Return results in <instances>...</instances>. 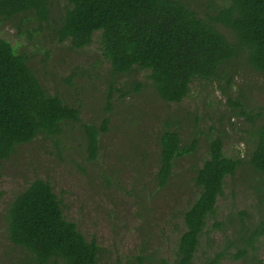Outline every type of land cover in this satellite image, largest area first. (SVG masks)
Wrapping results in <instances>:
<instances>
[{
	"label": "rangeland",
	"instance_id": "rangeland-1",
	"mask_svg": "<svg viewBox=\"0 0 264 264\" xmlns=\"http://www.w3.org/2000/svg\"><path fill=\"white\" fill-rule=\"evenodd\" d=\"M186 2L207 18L230 0ZM70 7L68 0H50L48 21L31 14L0 21V38L28 57L45 91L80 111V120L67 122L60 134L40 135L0 162V264H29L30 254L9 238L5 216L14 199L37 179L51 184L62 200L66 219L88 241H97L99 264H139L140 257H145V264H173L185 229L183 212L199 194L193 178L209 158V140L217 137L224 140L225 154L242 165L226 180L216 213L201 236L195 263L212 261L226 252L219 264H252L232 257L240 232L245 234L264 220V179L249 163L254 127L242 113L262 112L264 119V74L249 68L241 55L229 66L238 71L231 86L226 80L195 81L181 104L165 103L147 70L113 82L111 66L102 54L100 31L84 49L58 41L54 31ZM219 28L234 42L227 28ZM126 82L141 83L144 88L123 97ZM111 88V123L99 137L97 157L91 159L85 129L101 126ZM167 123L180 131L184 144L197 138L199 145L177 163L169 186L158 189L154 178L159 139ZM255 247L249 258L264 264V236Z\"/></svg>",
	"mask_w": 264,
	"mask_h": 264
},
{
	"label": "trees",
	"instance_id": "trees-1",
	"mask_svg": "<svg viewBox=\"0 0 264 264\" xmlns=\"http://www.w3.org/2000/svg\"><path fill=\"white\" fill-rule=\"evenodd\" d=\"M68 1L71 7L54 31L58 41L84 49L100 31L102 54L111 66L113 82L147 70L165 103L181 104L195 81L226 80L231 86L238 71L229 66L241 55L249 68L264 74V0H230L207 18L187 0ZM49 13L50 0H0V21L31 14L45 22ZM219 25L233 34L234 42ZM143 88L141 83L126 82L123 89L128 91L122 96L135 95ZM112 92L111 88L101 126L85 129L91 159L97 157L99 137L111 123ZM242 113L254 127L249 163L264 179L263 114L254 110ZM79 120V109L47 93L28 65V57L0 38V162L9 159L19 146L40 135H58L67 122ZM198 145L197 138L184 144L180 131L167 123L159 139V168L154 178L158 189L169 186L177 163L193 154ZM241 165V160L225 154L221 137L209 140V158L193 178L199 194L183 212L185 229L173 264H196L201 236L216 213L226 180L235 176ZM5 221L11 242L30 254L29 264L100 263L97 241H88L77 225L66 219L62 200L48 181L37 179L21 192L8 206ZM239 236L232 258L254 264L250 250L255 252V244L264 236V220ZM224 257L226 252H221L202 264H219ZM139 264H145V257L139 258Z\"/></svg>",
	"mask_w": 264,
	"mask_h": 264
}]
</instances>
